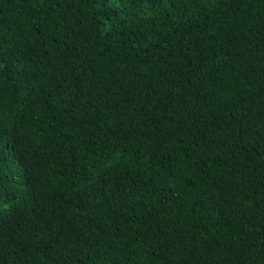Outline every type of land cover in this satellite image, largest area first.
I'll list each match as a JSON object with an SVG mask.
<instances>
[{
	"label": "trees",
	"instance_id": "obj_1",
	"mask_svg": "<svg viewBox=\"0 0 264 264\" xmlns=\"http://www.w3.org/2000/svg\"><path fill=\"white\" fill-rule=\"evenodd\" d=\"M0 264H264V0H0Z\"/></svg>",
	"mask_w": 264,
	"mask_h": 264
},
{
	"label": "snow or ice",
	"instance_id": "obj_2",
	"mask_svg": "<svg viewBox=\"0 0 264 264\" xmlns=\"http://www.w3.org/2000/svg\"><path fill=\"white\" fill-rule=\"evenodd\" d=\"M4 135H6V132L0 127V142H2Z\"/></svg>",
	"mask_w": 264,
	"mask_h": 264
}]
</instances>
